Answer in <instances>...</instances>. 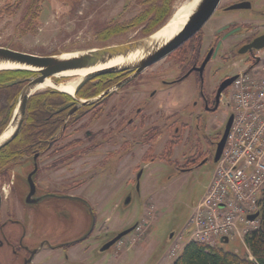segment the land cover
Here are the masks:
<instances>
[{
    "label": "flooded vegetation",
    "instance_id": "1",
    "mask_svg": "<svg viewBox=\"0 0 264 264\" xmlns=\"http://www.w3.org/2000/svg\"><path fill=\"white\" fill-rule=\"evenodd\" d=\"M24 2L25 6L22 5ZM41 2L42 0H13L8 5L15 13L18 9L24 10L25 15L20 23L30 27L38 22L37 19L41 15L39 11ZM175 2L176 0L173 2L172 9H174ZM242 3H248V7L230 10L232 6ZM218 11L219 7L215 13ZM221 11L225 14L231 12L249 14L242 18L243 20L240 19L245 29L237 28L223 37L226 39L233 36L239 40L236 54L241 55L239 51L243 47L264 35V0H235L221 7ZM248 19L249 21L245 22ZM252 21L258 22L259 27L262 28L251 30L249 25ZM202 29L165 58L173 57V60L177 61L175 69L178 71L175 75H170L169 79L162 80L166 87L161 91L146 94L148 96L144 99L137 98L136 105L130 109L126 101L119 105L111 102L115 96L124 91H126L125 96L129 93L140 94L142 89L140 90L135 85L145 72L122 87L117 86L132 73H118L93 79L77 90L76 86L73 94L53 88L33 93L27 103L20 132L11 143L0 149V264H15L16 257L21 255L23 256L22 264H33L39 253L44 250L42 246H45V243L35 245L33 242L27 244L25 241L29 229L26 226L27 217H37L42 205L51 207V212L56 216L59 215V222H68L71 219L73 212L70 208H73L77 215L89 218L87 226L83 227V232L71 242L60 243L59 245L66 247L59 249L67 251L72 246L89 241L96 228L94 203L97 195L84 194L83 191L80 192V189L86 184L89 185V182L96 177L102 181L119 178L121 186L126 187L128 183L125 172L127 157L129 154H137V151L142 150L144 146H147V149L137 162L136 169L142 164L144 156L149 151L157 150L162 139L165 140L162 152L155 154L159 156L158 158L151 154L149 163H154L158 159L166 163L165 165L171 166L175 173L185 174L208 162H213L217 144L229 117L211 130L213 135L208 133L206 126H202V120L208 114H214L219 110L229 87L217 98L219 87L228 77L216 82L213 86L206 79L207 68L224 39L217 42V37L210 45L205 46ZM259 52L248 51L246 53L252 62L248 70L258 64L255 63V58ZM206 60V65L202 67ZM38 77V74L22 71L0 72V137L12 121L18 97L23 88ZM192 77L196 80L194 86L197 87L192 100H184L185 98L180 96L182 100L175 98L173 96L176 92L175 86L184 84ZM49 80L59 86L69 83L58 77H50ZM166 91L169 94H165ZM157 100L158 103H156ZM199 106L200 109L196 111ZM215 106H218L217 109H214ZM105 113L107 114L104 115ZM102 119H106V126L103 129L94 130ZM176 147H180V151L178 156L172 159V153ZM141 167L132 185V191L136 194L140 192V181L143 175ZM55 169H59V188H53L42 180L43 172L48 170L51 172ZM17 170L25 172L23 175L26 187L25 205L22 207V216L19 219L15 217V200L12 199L16 190L14 186L17 180L15 172ZM140 172L142 175L137 181ZM173 176L174 174L170 178ZM7 182L10 185L12 199L7 203L8 210L4 209L6 197L1 189ZM31 182L34 184V187L32 186L33 195L28 198L32 191ZM128 195H125L124 205L127 197H130V201L133 198V195L132 197ZM109 201L107 200L106 203ZM64 206L67 208L65 209ZM118 234L115 233L109 238H106L108 235L106 234L101 244L92 249L93 252L104 253L102 252L103 246ZM71 243L73 245L67 246ZM50 245L49 249L55 250ZM34 251L36 253L32 257ZM31 257L32 259L28 261Z\"/></svg>",
    "mask_w": 264,
    "mask_h": 264
},
{
    "label": "rangeland",
    "instance_id": "2",
    "mask_svg": "<svg viewBox=\"0 0 264 264\" xmlns=\"http://www.w3.org/2000/svg\"><path fill=\"white\" fill-rule=\"evenodd\" d=\"M12 1L0 0V46L40 56H57L131 43L142 40L160 29L158 27L145 32L146 23L132 25L134 24L132 21L145 9V5H142L145 0H42L41 4L39 3L41 15L37 19L38 22L30 27L20 23L25 15L24 10L18 9L15 13L11 7L9 8L8 3ZM188 1L190 0H176L172 14L163 26ZM233 1L235 0H223L219 11L203 27L205 46L210 45L217 37V42L221 41L224 35L230 34L237 28L245 29L241 20L247 17L248 13L225 14L221 11V7ZM24 4L25 2L22 5L25 6ZM248 21L249 19L245 22ZM249 26L251 30L262 28L259 27L258 22L253 21ZM107 29L113 30L109 35L108 33L104 35L103 31ZM239 43V40L233 36L221 41V47L207 68L206 79L211 86L226 77L237 76L241 71L249 68L252 62L248 55L235 53ZM176 62L173 57H170L148 68L144 76L136 81L135 87L142 89L140 94L129 93L125 96L126 91H124L115 96L111 103L119 105L126 101L130 109L136 105L137 98L144 99L150 92L163 90L166 86L163 85L162 80L169 79L170 75L178 72L175 69ZM60 79L67 82L76 81V77ZM195 82L196 80L192 77L184 84L175 86L176 92L173 96L191 101L196 93ZM228 91L224 94L219 110L214 114H208L202 120V126L207 127L210 135H213L211 130L215 126L222 124L226 117L232 114L231 107L227 106ZM165 94L169 92L166 91ZM181 98L179 100H182ZM199 109L200 106L196 111ZM105 120L102 119V122L97 123L94 130L103 129L107 123ZM164 142L165 140L162 139L157 150H151L144 156L140 165L143 175L139 193L132 191V185L140 169V166L136 169V164L142 158L147 146L137 151V154L128 155L125 168L128 182L126 187L121 186L119 178L102 181L96 177L89 182V185L86 184L80 189V192L83 191L84 194L97 195L94 203L95 232L93 237L84 244L72 246L67 251L59 249L66 247L59 245L60 243L74 240L89 222L88 217L77 215L73 208H70L73 213L68 222H59V215L56 216L51 212L52 208L45 205L41 206L42 209L37 217H27L26 226L29 229L25 238L26 243L33 242L35 245L45 243V246H42L44 250L39 253L33 264H172L190 241V230L186 228L213 180L216 164L208 162L192 172L180 174L175 173L171 166L165 165L166 163L158 159L154 163H149L151 154L155 158L159 157L155 154L162 152ZM179 151L180 147H176L171 158L175 159ZM15 172L17 174L14 186L16 190L12 199L15 200V217L19 219L22 216V207L25 205L26 187L23 175L25 172L20 170ZM98 172L102 173L99 170ZM117 173L118 176L119 171ZM173 174L174 176L170 178ZM42 180L53 188H59V169L43 172ZM1 189L6 197L4 209L8 210L7 203L12 200L9 182L3 184ZM127 194L131 197L133 195V198L128 205H124ZM107 200L110 201L106 203ZM64 208L67 207L64 206ZM134 225L136 229L110 250L100 254L93 252L92 249L101 244L106 234H108L106 238H109ZM255 226H249L248 231ZM171 234H174L172 239ZM49 245L55 250H50ZM86 245H88L87 248ZM220 245L227 252L237 253L240 256L248 255L252 260L245 243L238 238L230 239L227 245ZM16 259L15 264H22V255Z\"/></svg>",
    "mask_w": 264,
    "mask_h": 264
},
{
    "label": "built area",
    "instance_id": "3",
    "mask_svg": "<svg viewBox=\"0 0 264 264\" xmlns=\"http://www.w3.org/2000/svg\"><path fill=\"white\" fill-rule=\"evenodd\" d=\"M259 62L240 72L228 89L233 123L213 180L196 207L187 230L189 240L209 246L222 238L240 239L254 225L249 215L264 196V51Z\"/></svg>",
    "mask_w": 264,
    "mask_h": 264
},
{
    "label": "water",
    "instance_id": "4",
    "mask_svg": "<svg viewBox=\"0 0 264 264\" xmlns=\"http://www.w3.org/2000/svg\"><path fill=\"white\" fill-rule=\"evenodd\" d=\"M221 2L222 0H199L183 26L178 30L177 33L164 42L153 41L152 38L167 24L158 31L139 41L57 56H39L0 47V72L22 71L39 75L38 78L30 81L23 88L20 96L18 97V103L16 105V110L12 121L4 132V134L6 132H10V134L5 138H2L4 134L0 137V149L11 143L17 137L25 118L26 106L29 99L36 91L37 87L45 83V81L50 77H58L67 73L80 71H91L81 78L77 84V90L88 81L102 76L125 72L132 73L130 77L117 86L122 87L132 79L144 73L154 64L171 55L183 44L199 33V31L213 17ZM247 5L248 3L234 5L230 8V10L246 8L248 7ZM261 50H264V35L256 38L251 44L243 47V49L239 51V54L243 55L248 51L252 52ZM114 62H118V64L111 65ZM256 62H258V60ZM206 63L207 60L204 62L202 67H204ZM236 78L237 76L227 78L221 84L218 89L217 98H219V95L224 90L231 86ZM56 86H59V84ZM217 107L218 106H215L214 109H217ZM232 123L233 115L231 114L225 124L222 137L217 144L213 158L214 164H217L222 156ZM141 175L142 172L138 174L137 181L140 180ZM29 180H31L30 176ZM32 186L34 187V184L31 182L32 191L28 198L33 195ZM137 187L139 189V186ZM129 203L130 197H127L125 205H128ZM259 217L260 212L258 211L255 214L249 215L247 220L254 223L259 219ZM135 229L136 225L120 232L112 241L103 246L102 252L110 250L122 238L128 236ZM173 236L174 234H171L170 238L172 239ZM228 243L229 239L227 237L222 238L220 241V244L222 245H227ZM70 245H72V243L67 244V246ZM35 253L36 251L32 252L31 256L33 257ZM32 257L28 261H30Z\"/></svg>",
    "mask_w": 264,
    "mask_h": 264
},
{
    "label": "trees",
    "instance_id": "5",
    "mask_svg": "<svg viewBox=\"0 0 264 264\" xmlns=\"http://www.w3.org/2000/svg\"><path fill=\"white\" fill-rule=\"evenodd\" d=\"M173 2L174 0H145V9L132 21V25L146 23L145 32L161 28L172 14ZM112 30H104L103 34L109 35ZM259 212L256 226L244 237L245 247L252 260L248 255L227 252L220 244L209 246L189 241L172 264H264V196Z\"/></svg>",
    "mask_w": 264,
    "mask_h": 264
},
{
    "label": "bare ground",
    "instance_id": "6",
    "mask_svg": "<svg viewBox=\"0 0 264 264\" xmlns=\"http://www.w3.org/2000/svg\"><path fill=\"white\" fill-rule=\"evenodd\" d=\"M199 2V0H190L183 4L172 16L171 20L167 23L165 27H163L153 38V41L157 42H164L167 39H169L171 36H173L175 33L178 32V30L183 26V24L186 22L188 16L191 14V12L194 10L196 4ZM118 62H114L111 65H116ZM91 71H80V72H74V73H67L64 75L58 76V78L63 77H76V81L69 82L65 86H56L54 83H52L49 79L45 81L42 85L37 87L36 91L45 90L46 88H53L57 89L58 91L73 94L75 87L81 80L83 76L88 74ZM10 134V132H6L2 138L7 137Z\"/></svg>",
    "mask_w": 264,
    "mask_h": 264
}]
</instances>
